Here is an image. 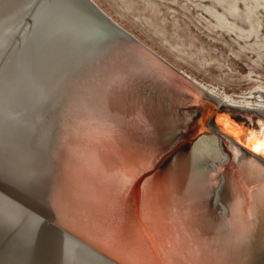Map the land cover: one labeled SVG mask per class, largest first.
Wrapping results in <instances>:
<instances>
[{"label":"water","instance_id":"1","mask_svg":"<svg viewBox=\"0 0 264 264\" xmlns=\"http://www.w3.org/2000/svg\"><path fill=\"white\" fill-rule=\"evenodd\" d=\"M39 9L45 13L39 15ZM25 15L36 24L28 33V26L21 23ZM80 28L81 23L72 21L55 0H0V190L19 199L26 209L22 244H28L30 252L23 264H87L86 258L93 264H264V240L228 241L217 232L219 210L214 199L211 204L208 198L212 188L198 187L196 191L201 193L195 198L191 194L195 189L183 190L187 194L178 196L162 193L152 184L177 152L187 147L188 154L210 131L240 152L234 158L222 143L226 160L221 164L225 165L221 178L226 174L242 194V182L264 186V159L238 145L224 125L225 121L231 123L248 140L258 134L259 124L264 126V114L221 105L167 66L192 90L196 104L191 97L181 110L189 113L185 114L189 115L186 128L171 132L168 145L152 167L143 173L137 168L128 172L125 160L129 153L123 145H138V124L151 119L156 104L148 99L155 101L156 97L153 89L143 87L147 77L142 75L146 74L136 75L131 69L129 62L137 61V55L127 47L138 48L151 59L154 55L130 36L101 28L94 35L86 31L76 36V40H87V48L75 59L66 55L67 45H71L66 38ZM11 32L22 40L12 42L15 36ZM52 58L58 82H48ZM69 58L77 64L67 66ZM151 66L149 62L147 67ZM41 102L50 104L52 116L46 123L38 121L37 132L33 103L36 109ZM59 135L74 138L63 152L66 166L53 164L51 159L50 147ZM21 145L26 159L39 165V170L33 164L24 170L14 165ZM186 165L192 166V162ZM31 185L43 190L33 191ZM29 191L35 193H31V206L27 204L31 196L22 198ZM61 192V209L57 205L56 212L61 226L46 227L52 215L48 199ZM10 225L14 229L12 220L0 225V236ZM34 245L38 250L46 245L45 254L39 250L40 256L30 255L38 253ZM11 263L0 255V264Z\"/></svg>","mask_w":264,"mask_h":264},{"label":"bare ground","instance_id":"2","mask_svg":"<svg viewBox=\"0 0 264 264\" xmlns=\"http://www.w3.org/2000/svg\"><path fill=\"white\" fill-rule=\"evenodd\" d=\"M55 1L63 8V10L72 21L81 23V28L79 29L81 31L78 30L79 32L76 31L71 36L66 38V42H71V45H67L69 47L66 48V55L68 56L71 55L75 59L77 57L80 58L82 57L83 50L87 48L86 39H75L78 34H81V32L86 33V31H89L94 35L95 32H98L99 30H101V28L120 31L130 36L133 40L140 42L132 34H130L128 31L118 25L112 18H110L93 0ZM38 12L39 15L45 13L42 12V9H39ZM47 16L50 15L45 14V17ZM57 18L58 17H56L55 19L57 20ZM21 23L23 24L24 28L25 26H28L26 32L32 31L36 26L35 19H30L29 15H25L21 19ZM56 23L57 25H59L61 22L59 20ZM89 32H87V34ZM11 33L15 36L13 32ZM26 35L27 34H24V36ZM13 38L15 39H13L14 41L11 40L12 42H15L16 40H22L18 35ZM141 44L146 48L147 51L156 56L159 60L154 56H152L153 59H151V57H149L146 52H140L138 48L129 46L127 48L130 51L135 52L137 55V61H130L129 63L131 69L134 70V73H136V75H138V72L146 74V76L142 75V77H147L146 81L144 82L145 85L143 87H147V89L149 90L150 88L153 89V95L154 97H156V100L153 101L151 98L148 100L149 102H154V104H156V107L154 113H148L151 114L150 120H146L147 122L144 121V124L141 120V122L138 124L137 128L141 133V136L140 138L138 137V145H136L137 147H134L129 143H124L123 145L125 146V149L123 150H126L127 153H129V156L125 160V163L127 164L125 170H127L128 172H134L136 168L139 171L141 170L142 173L148 171L152 167L153 163L159 158L162 151L165 150L166 146L168 145L167 142L170 139L169 137L171 136V132L176 129H185L187 126L189 115L186 116L185 114L189 113L187 111L181 112V110L186 108L187 103L191 97H194L193 104H196V97L192 90L184 85L183 79H179L177 78L178 76L173 75L174 71H172V69L179 73L178 74L175 72L176 74H181L184 79L186 78V80H189V82L193 85H197L198 88L200 87V89L217 98L218 102L221 105L229 106L232 110H234L235 108H239L241 110H258L264 114V93H262L261 91L256 90L254 92H249L248 94H243L236 97L227 96L220 90L206 87L205 85L197 82L195 79L188 76L186 73L163 59L160 55L152 51L146 45H144L143 43ZM55 48L54 52L56 51ZM61 49H63V47ZM58 53L59 51H57V54ZM53 56L54 54L52 55V57ZM73 60L70 58L67 59V66L70 67V64L75 62ZM53 62H55L53 58L48 62L50 64L47 72L50 77L48 82H58L57 78L59 74H56L57 72L55 70V64H53ZM149 62L152 64L151 69L147 67L149 66ZM74 64H77V62H75ZM167 66L173 74L170 70H168ZM76 68L77 67H75V69ZM144 69H148L147 72H144ZM47 78H45V81L47 80ZM33 100L36 101V98H33ZM189 103H191L192 105V102ZM33 105L34 109L32 112L34 116V126L37 131L38 121L42 120V123H46V121H48L47 119L49 118V115L52 116V111L50 109L51 106L48 102H41L37 105L36 109V104L33 103ZM224 125L227 126L225 127V130L229 134H231L234 139H236L235 141L239 143L238 145L246 146L250 143L249 139H245L243 136L244 134L236 131L231 123L225 121ZM262 130H264V126L259 124L258 134H254V136L251 137L260 138ZM45 132L46 130L43 131L42 137L45 135ZM232 133H236V135H233ZM192 136L193 135H191L190 138ZM162 138L166 139L164 140L166 143H160ZM73 139L68 135L62 138L60 135L56 136V138L53 140V145L50 147V153L52 154L51 159L54 160L53 164H55L56 162V164L59 163L60 166L61 163L65 164L64 166H66V164L68 163V159L65 155H63V152L67 150L66 148H69V144L74 141ZM222 143L227 144V147L231 151L234 158H237L239 156V150L231 142H228L227 139H225L224 141L223 138L209 131V134H207L205 137H201V140H199V144H197V146L188 154L186 153L188 151L187 147L177 152L176 155L172 157L170 161L167 162V164L164 165L162 170L160 169L158 176L152 181V184L158 186V189L161 190L162 193H172L178 196L187 194L191 190L195 189L191 192V194L195 198H197V196H200L199 193H201L200 191H196V189L199 190L198 187L203 186L201 188L206 189L212 188V193L210 195L211 197L208 195L207 196L211 201V204H217L215 206L217 207V210H219V224L217 225V232L223 234V238L228 241H234L237 239L242 240V242L244 243H247L246 241L253 240L263 241L264 186L261 185L260 187H254L253 183L247 185L245 182H242L244 188V194H242L243 192L241 193V190L238 187L237 183L227 178L226 174H224V178H221L220 174L224 171H221V168L225 166H221V164H224L226 160V156L221 151ZM248 149H250V147H248ZM16 151L17 155L14 162V165L16 167L24 170L27 165H34L33 167L39 170V165L37 166L36 164H33L32 161L26 159V156L23 154V152L25 151V147L21 145V149L18 148ZM20 152H22L23 155H20ZM21 156L24 159L21 158ZM258 159H264V156H260V158ZM189 162H192V166L186 165V163L189 164ZM218 165H220V167H217ZM36 179L37 178H35V180ZM35 186L38 189H35ZM32 187H34V189H32L33 191L41 189L43 190V187H38L37 185H31V188ZM183 190H186L187 193ZM218 190H220V193L218 192ZM33 191H29L28 194H24L22 198H24V196H31V193ZM218 193L219 196L217 195ZM33 194L35 193H32V195ZM62 195L63 192L53 195L51 199H48L52 203V213L50 212V210H48V213L52 215L51 220L45 222L46 227H54V225L61 226V220L57 218L56 212L58 209L57 205L60 207L59 200L61 198L60 196ZM32 198H34V196H31V198L27 201V204H29V206H31L30 200ZM213 199L214 203H212ZM219 201H221V205L219 204ZM60 209L61 207L58 209V211ZM25 210L26 209L19 201V199L11 197L0 190V225L4 224L6 221L11 222V220L14 221L15 225L14 229L13 226H8V231L4 229L5 235L0 236V255L5 260L11 259V264H23L29 259L27 258L30 252L29 245L22 244V234L25 227L21 226L22 224H24V219L22 218V216ZM44 239L45 238H42V241H44ZM45 248L46 245L42 246V248L39 249L43 252L41 253L39 252L38 247H35L34 245L33 249L38 253H31L30 255H37L36 257L40 256L38 255L39 253L43 255L45 254L43 251L45 250ZM5 252H7V256H5ZM86 263L93 264L91 260H89V258H86Z\"/></svg>","mask_w":264,"mask_h":264},{"label":"rangeland","instance_id":"3","mask_svg":"<svg viewBox=\"0 0 264 264\" xmlns=\"http://www.w3.org/2000/svg\"><path fill=\"white\" fill-rule=\"evenodd\" d=\"M163 59L227 96L264 93V0H93Z\"/></svg>","mask_w":264,"mask_h":264},{"label":"snow or ice","instance_id":"4","mask_svg":"<svg viewBox=\"0 0 264 264\" xmlns=\"http://www.w3.org/2000/svg\"><path fill=\"white\" fill-rule=\"evenodd\" d=\"M232 134L236 135V133H232ZM249 141L250 143L246 146L250 147L252 152L260 156H264V130L261 131L260 138L250 136Z\"/></svg>","mask_w":264,"mask_h":264}]
</instances>
